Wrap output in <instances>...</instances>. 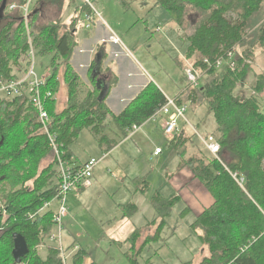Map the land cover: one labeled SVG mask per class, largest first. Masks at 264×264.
<instances>
[{"label": "trees", "instance_id": "obj_1", "mask_svg": "<svg viewBox=\"0 0 264 264\" xmlns=\"http://www.w3.org/2000/svg\"><path fill=\"white\" fill-rule=\"evenodd\" d=\"M156 3L178 26L183 24L187 5L208 14L189 36L187 49L188 58L197 56L195 71L204 74L207 84L197 89L188 85L175 100L186 106L187 101L198 103L202 96L208 102L217 123L215 139L220 145V160L206 149L199 150L201 156L190 154L193 138L185 130H179L169 142L178 154V169L189 167L194 178L214 197L213 205L192 225L202 231L200 240L209 251L201 264H264V105L254 97L241 100L235 96L237 83L245 79L244 69L226 66L224 74L216 69L219 60L225 59L223 66L228 65V54L245 42L250 20L261 9L263 0H156ZM25 6V0H0V79L19 78L30 66L29 38L37 55L52 56V74L40 89L50 117L49 135L28 96L0 99V264H15L14 233L21 234L29 247L22 264H88V252L84 249L74 251L69 259L66 257L76 247L75 243L64 250L50 241L56 226L53 210L39 213L59 195L58 159L50 136L61 159L75 164L71 146L83 129L90 130L103 152L109 153L119 144L107 134L109 118L120 140H124L134 126L140 127L150 120L168 100L150 83L124 111L115 115L95 85L93 91L82 96V79L72 63L78 46L76 30L61 33L57 25L40 28L39 11L29 9V37L24 21ZM86 10L90 12L87 7ZM257 42L264 48V25ZM91 80L95 82L92 75ZM62 82L69 106L60 111L57 95ZM117 84V80L110 84L109 91ZM48 93L53 96L48 97ZM231 172L244 178L243 187ZM136 185L142 193L148 191L146 180L136 178ZM176 199L163 198L160 193L153 197L161 224L144 240H141L142 230L137 229L125 241L130 247L124 255L132 264H137L148 242L160 240L165 218ZM123 210L131 216L137 211L131 203ZM125 244L119 242L122 248ZM42 246L47 249L46 257L38 250Z\"/></svg>", "mask_w": 264, "mask_h": 264}, {"label": "rangeland", "instance_id": "obj_2", "mask_svg": "<svg viewBox=\"0 0 264 264\" xmlns=\"http://www.w3.org/2000/svg\"><path fill=\"white\" fill-rule=\"evenodd\" d=\"M90 5L88 8L85 0H32L29 7L31 12L39 11L37 25L40 28L57 25L61 33L76 30L78 46L72 63L82 79V96L93 91L96 84L91 80V70L88 72L80 66V58L90 56L94 59V52L98 48L95 41L96 22L87 20L86 7L99 13L109 28L114 29L115 32L110 34L121 40L119 45L106 44L108 53L102 69L110 68L118 76L122 93H125V86L130 81L128 72L141 74L131 81L153 83L169 100H174L187 88V70L195 69L194 61L197 58L196 55L187 57L188 38L207 18V12L187 5L183 24L178 26L171 20L169 13L157 5L156 0H91ZM97 20L100 21V18ZM103 24L108 30L107 25ZM87 25L91 28H87ZM263 25L264 0L261 9L250 20L249 36L244 43L235 47L233 59V70H245V79L237 83L235 96L241 100L254 97L261 105H264V48L257 40ZM116 47L123 52L122 58L127 60L126 65L120 66V56L113 52ZM80 50H88L85 52L88 54L84 51L80 53ZM51 62L52 56L42 57L36 51V73L40 78H48L52 74ZM226 66L229 67L225 64L218 72L224 74ZM199 76L200 88L206 86L204 74L199 72ZM63 83L57 95V109L60 111L69 106ZM185 104L189 124L181 121L180 128L193 138L194 147H190V154L201 156L199 150L205 152L206 148L200 136L217 137V123L208 102L202 96L198 103L187 101ZM118 111L114 108L116 115ZM165 119V116L160 115L156 121L148 120L131 133L132 136L129 134L122 141L109 118L107 134L119 142L109 153L103 152L90 130L81 131L71 146L74 161L84 162L96 158L99 163L91 178L92 185L75 190L66 197L68 214L62 220L61 240L54 242L57 246L68 250L75 243L77 249L88 252V264H132L124 255L130 247L125 241L136 229H144L141 240L155 233L161 219L153 205V197L160 193L163 198L177 199L165 218L160 240L148 242L137 264H201L209 256L208 248L200 240L202 231L195 230L192 225L213 205L214 197L194 178L189 167L178 169L180 160L175 149L169 145L171 139L160 131L167 121ZM157 148L161 153L163 151L162 155H155ZM136 178L147 181V192L138 190ZM129 203L137 209L132 216L123 210ZM51 209L55 213L58 211L57 200L53 201ZM53 236H60L57 225ZM119 241L124 242V249ZM76 248L67 252L68 259ZM38 250L43 257L47 256L45 246Z\"/></svg>", "mask_w": 264, "mask_h": 264}, {"label": "built area", "instance_id": "obj_3", "mask_svg": "<svg viewBox=\"0 0 264 264\" xmlns=\"http://www.w3.org/2000/svg\"><path fill=\"white\" fill-rule=\"evenodd\" d=\"M26 6L24 7V21L25 26L28 32V35L30 37V31L28 28V15H29V7L31 5L32 0H25ZM90 1L91 0H85L86 5L88 8H90ZM15 7L12 6L11 10H13ZM96 16L100 17L99 13H94L93 11H90V14H87L86 18L88 21H91V19ZM87 28H90L89 25H87ZM109 42L112 44H121V40L115 36L111 35L109 37ZM30 42V51H29V61L30 66L27 68V70L20 74L19 78H16L11 81H6L0 79V99L3 98H16V97H22L23 95L28 96L29 101H31V104L36 109L39 121L42 124L45 132L49 135L48 130V123L50 122L49 114L45 108L43 96L40 92V89L45 85L46 78H40L36 73V65H35V57H36V50L32 45L31 39L29 38ZM228 58L233 61L235 58L234 52H231L228 54ZM227 59V64L231 69H234L235 62L232 63L230 60ZM225 59L219 60L216 63V69H220L224 64ZM231 63V64H230ZM187 79L189 82V86L193 89H197L200 87V79L199 73L195 71V69L192 68V70H187ZM48 97H52L51 93H48ZM167 104L157 113L155 114L151 120L156 121L158 119V116L163 115L166 117V123L164 126V134L172 139L180 128V122L186 121V125L189 124V122L186 120V113H187V107L185 105H179L176 100H169L167 99ZM139 129L138 126H134L130 132L133 133ZM205 148L207 151L213 155L215 158L219 159V153H220V145L218 144L215 137L212 135H209L207 137L200 136ZM50 141L54 150V155L58 159V170H59V176H60V188H59V195L56 197L55 200L59 202V209L55 213L54 212V223L59 226L60 228V236L58 238L52 236L50 241L51 242H57L61 240V231L63 230L62 226V220L64 217L68 214L67 204H66V197L73 193L75 190H80L82 188H89L91 184V178L93 177V172L95 170V167L99 163L98 159H90L83 165H75L73 163L64 162L61 159V153L55 143V140L50 136ZM161 154V150L157 149L155 152V155L158 156ZM220 160V159H219ZM231 176L236 180V182L243 187L244 184V178L240 176L239 174H233L230 173ZM52 203H46L44 208L40 210V214L44 213L45 211L52 210Z\"/></svg>", "mask_w": 264, "mask_h": 264}, {"label": "crops", "instance_id": "obj_4", "mask_svg": "<svg viewBox=\"0 0 264 264\" xmlns=\"http://www.w3.org/2000/svg\"><path fill=\"white\" fill-rule=\"evenodd\" d=\"M87 14H90V12L89 13L87 12ZM97 18H100V21L97 20ZM93 21L96 22V24L94 26V27H96V31H97V35L95 37V41H96V44H97L98 48L95 51L96 53L92 50V52H94V55H95V58L94 59L93 58L91 59L90 56L89 57H86V58L83 57L82 59L80 58V60H81L80 61V66L81 67H85L88 72L91 70L92 78L95 81L94 83L96 84L97 81H99L100 84H101V86L104 87V88H106V91H108V94H107L106 98H107V104H108L110 110L114 113V108H117V109H119L118 113L120 114L122 111H124L127 108L126 106H128V104L130 102H132L134 100V98L149 83L148 82H145V81L144 82H142V81H139V82L131 81L136 75L138 76V75H141V74H138L137 72L136 73L135 72H128L127 73V78L130 79V81L127 82V84L125 86V89H126L125 93L124 92L122 93V85L120 83V79L118 78V76L115 73L111 72L109 70L110 68L102 69L104 60L106 59L107 53H108V51H107V45L106 44L111 43V42L108 41L109 40V37L111 35L110 33L111 32L114 33L115 31H114V29L109 28V26L107 25V23L104 21L103 17H101V16L100 17L94 16L91 19V22H93ZM103 22L107 25L108 30L104 26ZM81 51H84V50H80V53H82ZM87 51L88 50H85L83 53H85ZM113 52L116 53V54H118L117 56H120V58L118 60L119 63H120V66H122L123 64L126 65L125 62L127 60H125L124 58H122V56H124V55H122L123 52L120 50V48H118V47L114 48L113 49ZM85 54H88V53H85ZM80 55H83V54H80ZM125 56H127V55L125 54ZM135 69L137 70L136 67H135ZM88 72H87L86 75L89 74ZM115 80L118 81L117 86L113 90L109 91L110 84L114 83ZM165 97H167V96L165 95ZM160 118H163V117H160ZM164 126L160 129V131L164 132ZM130 136H132V134H130ZM122 141H125V139L122 140ZM162 154H163V151L159 155H162ZM90 159H93V158H90ZM90 159H88V160H90ZM74 160L75 159H73L72 162H74L75 165H77V166L83 165L84 163H86L88 161V160H86V161L82 162V161L77 160L75 162ZM94 172H95V170H94ZM141 230L143 231L144 229L142 228ZM147 231H149V229ZM123 249H124V247H123ZM76 250H78V249L76 248Z\"/></svg>", "mask_w": 264, "mask_h": 264}, {"label": "water", "instance_id": "obj_5", "mask_svg": "<svg viewBox=\"0 0 264 264\" xmlns=\"http://www.w3.org/2000/svg\"><path fill=\"white\" fill-rule=\"evenodd\" d=\"M4 8V7H3ZM97 89L100 90L101 99H105L108 91L106 88L102 87L100 82L97 81L96 83ZM13 242H14V249H13V258L15 264H22L23 258L29 254V247L26 242V239L18 233L13 234Z\"/></svg>", "mask_w": 264, "mask_h": 264}]
</instances>
